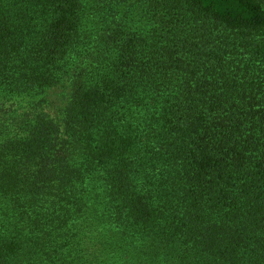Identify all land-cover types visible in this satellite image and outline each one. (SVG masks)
I'll list each match as a JSON object with an SVG mask.
<instances>
[{
  "label": "trees",
  "instance_id": "trees-1",
  "mask_svg": "<svg viewBox=\"0 0 264 264\" xmlns=\"http://www.w3.org/2000/svg\"><path fill=\"white\" fill-rule=\"evenodd\" d=\"M0 264H264V2L0 0Z\"/></svg>",
  "mask_w": 264,
  "mask_h": 264
},
{
  "label": "rangeland",
  "instance_id": "rangeland-1",
  "mask_svg": "<svg viewBox=\"0 0 264 264\" xmlns=\"http://www.w3.org/2000/svg\"><path fill=\"white\" fill-rule=\"evenodd\" d=\"M261 1H263V2H264V0H261Z\"/></svg>",
  "mask_w": 264,
  "mask_h": 264
}]
</instances>
